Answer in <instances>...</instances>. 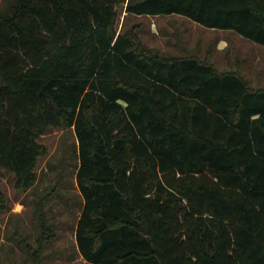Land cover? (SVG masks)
Returning <instances> with one entry per match:
<instances>
[{"label": "trees", "instance_id": "obj_1", "mask_svg": "<svg viewBox=\"0 0 264 264\" xmlns=\"http://www.w3.org/2000/svg\"><path fill=\"white\" fill-rule=\"evenodd\" d=\"M120 5L264 47V0H10L0 13V170L17 191L32 189L48 152L39 139L71 129L86 263L264 264V88L241 68L161 54L141 24L119 31ZM9 208L0 185V212ZM40 216L33 264L56 241Z\"/></svg>", "mask_w": 264, "mask_h": 264}, {"label": "rangeland", "instance_id": "obj_2", "mask_svg": "<svg viewBox=\"0 0 264 264\" xmlns=\"http://www.w3.org/2000/svg\"><path fill=\"white\" fill-rule=\"evenodd\" d=\"M10 0H0V13H6ZM118 30L137 24L144 44L163 55H195L210 60L220 71H241L254 88H264V47L235 31L203 27L180 15H127L118 6ZM260 69L262 71H260ZM39 142L47 147L40 160L38 182L24 192L15 188L16 177L0 170V185L10 200V208L0 212V264H33V252L41 233V214L56 233V241L44 250L43 264H88L80 258L75 243V226L83 199L76 182V136L71 129H55ZM53 193L50 198H46ZM42 203V204H41ZM65 251L69 262H57Z\"/></svg>", "mask_w": 264, "mask_h": 264}, {"label": "crops", "instance_id": "obj_3", "mask_svg": "<svg viewBox=\"0 0 264 264\" xmlns=\"http://www.w3.org/2000/svg\"><path fill=\"white\" fill-rule=\"evenodd\" d=\"M260 71H262L260 69ZM75 243H76V240H75ZM76 249H77V244H76ZM78 252V251H77ZM45 254V253H44ZM79 254V253H78ZM80 256V254H79ZM44 258V257H43ZM68 255L65 254V251H63L62 253L58 254V258L56 259L57 262H60V263H68L69 262V259H68ZM81 259H83L81 256H80ZM84 260V259H83ZM86 262V261H85Z\"/></svg>", "mask_w": 264, "mask_h": 264}]
</instances>
